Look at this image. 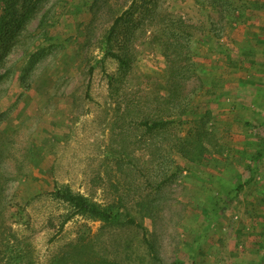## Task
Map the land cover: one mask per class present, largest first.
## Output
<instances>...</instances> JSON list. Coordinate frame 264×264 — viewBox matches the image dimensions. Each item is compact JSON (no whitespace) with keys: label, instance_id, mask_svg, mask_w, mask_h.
Instances as JSON below:
<instances>
[{"label":"rangeland","instance_id":"1","mask_svg":"<svg viewBox=\"0 0 264 264\" xmlns=\"http://www.w3.org/2000/svg\"><path fill=\"white\" fill-rule=\"evenodd\" d=\"M4 8L0 264H264V0Z\"/></svg>","mask_w":264,"mask_h":264},{"label":"trees","instance_id":"2","mask_svg":"<svg viewBox=\"0 0 264 264\" xmlns=\"http://www.w3.org/2000/svg\"><path fill=\"white\" fill-rule=\"evenodd\" d=\"M145 1V0H144ZM10 9L9 8H4L2 14L0 15V18L5 19L7 18L8 14H9ZM124 14H130V11L128 10L127 12H125ZM125 18L124 17H118L115 19V22L113 24V26L111 27L109 34L107 36L108 41L111 40L113 34L115 33V26L119 25V23ZM8 20H6L5 22H7ZM6 27V26H4ZM10 30L8 28H4V29H0V44L5 45L7 43H9L11 41V39H8L7 37V33H9ZM172 39H174V41L176 40L175 34H171ZM106 54L116 58L119 61V64L121 66H128L129 65V61L127 58H123L115 53H113L112 51L109 50V48L107 47L106 49ZM173 64V62H171ZM175 66V63L173 64ZM169 86H170V92L173 93V90H175V84L177 82V78L180 77V74H178V68L175 69V67H172L169 69ZM109 81L110 84H113V78L112 76H109ZM170 100H174V97L172 95L169 96ZM173 98V99H171ZM142 125L144 127H146L147 130L152 131L155 129H159L162 125L163 122L161 119L159 120H144L142 122ZM181 149H183V146H181ZM181 149H179V151H181ZM182 154H184L183 150H182ZM257 155L259 157H261L263 155V151L258 152ZM256 160H258L257 158H251L249 157L248 159V164H246V168H248V170H251L253 168L252 164L256 162ZM51 195H53V197H55L56 199L62 200L66 203H68L70 206H72L75 210V214H82L85 216H89L91 218L94 219H98L100 221L103 222H117L120 220V214L118 212H115L112 208H102L99 205L90 202L89 200H87L85 197H83L82 195L79 194H74L71 192V190L69 188H58L55 187L53 189V191L51 192Z\"/></svg>","mask_w":264,"mask_h":264}]
</instances>
